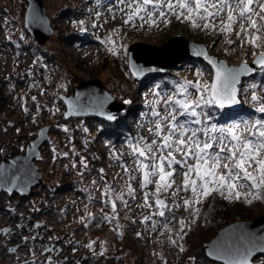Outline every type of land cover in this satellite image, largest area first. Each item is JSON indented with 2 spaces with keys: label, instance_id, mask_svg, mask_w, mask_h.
Returning <instances> with one entry per match:
<instances>
[{
  "label": "rangeland",
  "instance_id": "rangeland-1",
  "mask_svg": "<svg viewBox=\"0 0 264 264\" xmlns=\"http://www.w3.org/2000/svg\"><path fill=\"white\" fill-rule=\"evenodd\" d=\"M42 1L54 29L44 45L25 27L28 1L0 0V164L9 156L25 154L40 131L50 128V140L42 144L41 155L35 158L42 174V183L33 188L35 195L0 196V264H41L47 259L54 264H206L202 260L206 257L204 244L234 222L263 216L264 199L247 203L212 192L186 209L183 200L191 198V193L181 191L173 197L170 189L161 192L159 198L171 212L163 209L165 216L158 215L161 209L152 195L154 185L142 187L139 172L125 173L120 166L132 160L127 142L139 137L151 142L148 121L156 119L150 115L153 108L163 112L162 97L176 93L179 84L186 80L212 83L213 71L201 59H187L165 74L136 81L129 69L128 51L134 43L163 46L183 35L205 45L211 55L229 65L239 66L252 63L264 52V39L259 48L242 43L244 35L237 37L240 22L233 25L231 32L221 33L219 19H215L213 30L194 28L190 22L170 15L165 24L157 14L153 18L158 26L145 24L141 28L137 19L136 27H132L124 23L129 9L118 4V0ZM257 22L260 23L259 18ZM198 71L203 75L198 77ZM95 79L126 105L116 122L110 123L124 119L123 130L117 133L108 131L110 125L99 122V118L65 117L67 107L61 96H74L76 86ZM252 84L258 87L252 89ZM261 86L264 70L259 68L254 77L244 79L240 86L243 107L233 112L208 106L205 112L209 122L227 126L264 119V113L257 112V105L250 99L253 91L264 96ZM121 152L122 161L116 160L113 154ZM82 157L87 168L80 163ZM127 166L135 167L131 163ZM129 175L136 179L129 180ZM181 181L182 177L176 179L173 188ZM128 184L135 189L134 195L128 194ZM106 188L112 190L108 196L103 195ZM145 192L149 193L152 207L143 206ZM118 194L123 195V200L116 199ZM176 204L181 207L176 208ZM170 216L175 219L170 220ZM145 217L150 219L145 221ZM181 219L186 221L182 232L178 223ZM260 261L264 264V257L255 262Z\"/></svg>",
  "mask_w": 264,
  "mask_h": 264
},
{
  "label": "snow or ice",
  "instance_id": "snow-or-ice-1",
  "mask_svg": "<svg viewBox=\"0 0 264 264\" xmlns=\"http://www.w3.org/2000/svg\"><path fill=\"white\" fill-rule=\"evenodd\" d=\"M118 4H123L129 9L125 13L124 23L131 24L132 27H136L137 19L141 22V28L145 24L150 27L158 26L157 20L153 18L157 14L159 20L165 24L169 22L167 17L170 15L182 22H190L194 28L213 30L216 29L215 19H219L221 33L231 32L233 25L240 22L237 37L244 35L242 43L259 48V42L264 39L261 35L264 32V0H118ZM120 11L123 12L124 9L121 8ZM198 20L203 23H198ZM228 43L231 44L232 41ZM109 50L116 54L114 48ZM209 63L216 69L212 83L201 84L199 80L195 83L183 81L176 93L162 97L165 105L163 112L153 108L150 115L156 119L148 121L151 125L148 131L153 137L151 142L145 137L127 142L132 160L122 162L120 166L125 173L139 172L142 187L154 185L155 191L152 195L155 196V204L161 209L158 212L161 217L165 216L163 209H169L171 212V208L159 198V194L170 189L173 197L181 191L191 193V198L183 200V207L186 209L199 204L212 192H218L222 196L227 194L225 198L230 200L244 199L247 203H251L253 199H264V119L218 126L209 122V116L205 112L208 106L223 108L226 103H240L237 99L239 76L253 69H250L246 62L239 69H229L212 60ZM255 63L264 70V52L260 53ZM196 75L199 77L203 74L198 71ZM249 87L256 89L258 85L252 84ZM261 90L264 91V86H261ZM244 92H247V88ZM156 95L159 96L160 93ZM250 99L257 105L256 111L264 113V96L253 91ZM64 131L68 132L69 129L64 128ZM83 131L87 132L88 129L84 128ZM63 155L67 156V153ZM113 155L116 160L122 161L124 154L121 152ZM177 156L180 158L177 159ZM80 163L84 168L88 167L83 157ZM128 163L135 167L130 169ZM176 166H179V172ZM100 171L103 173V169ZM174 177H182L181 184L175 188ZM135 179L136 176L129 175V180ZM92 183L96 184V181ZM126 187L128 194L134 195L135 189L130 184ZM241 189L247 191L242 192ZM111 191L106 188L103 195L108 196ZM148 197L149 193L145 192L144 207H152L148 203ZM116 199L123 200V195L118 194ZM175 207L179 208L181 205L176 204ZM112 210H116L115 201L112 202ZM149 219L150 217H145V221ZM169 219L175 217L170 216ZM178 223L179 231L182 232L186 221L181 219ZM171 242L176 243L175 240ZM88 247L91 248L92 244ZM254 250L255 241L245 253L250 255ZM260 250L264 251V244L260 245Z\"/></svg>",
  "mask_w": 264,
  "mask_h": 264
},
{
  "label": "water",
  "instance_id": "water-1",
  "mask_svg": "<svg viewBox=\"0 0 264 264\" xmlns=\"http://www.w3.org/2000/svg\"><path fill=\"white\" fill-rule=\"evenodd\" d=\"M27 1L29 5L25 27L40 45H44L54 33L49 15L42 0ZM258 57L259 55L252 63L247 64L253 70L239 76L237 99L243 80L257 74L260 67L255 62ZM195 58L210 66L213 77L216 69L209 63L210 60L229 69H239L244 65H229L227 61L211 55L205 45L189 41L183 35L175 36L163 46L134 43L128 51L129 69L136 81L165 74L184 60ZM74 91V96H61L67 107V119L95 117L114 123L118 115L126 110V105L116 100L99 79L83 81ZM242 107L240 101L238 104L226 103L220 109L236 112ZM49 130V127L42 129L36 140L27 147L25 154L9 156L0 164V194L19 195L23 198L35 195L33 188L42 183V174L35 164V158L41 155L42 144L50 140ZM253 241L256 242V250L246 255L245 250L252 247ZM261 244H264V215L255 220L237 221L222 228L211 241L204 244V250L211 261L221 264H263V261L255 262L264 257V251L260 250Z\"/></svg>",
  "mask_w": 264,
  "mask_h": 264
},
{
  "label": "trees",
  "instance_id": "trees-1",
  "mask_svg": "<svg viewBox=\"0 0 264 264\" xmlns=\"http://www.w3.org/2000/svg\"><path fill=\"white\" fill-rule=\"evenodd\" d=\"M124 118H125V117H124ZM123 121H124V119H122V122H120V123L117 122V123H115V124L110 125V123L107 124V122H106L105 124H106L107 126L110 125L108 131L117 133L118 131L123 130V129H122V126H121V123H123ZM99 122H102V120H101V121L99 120ZM107 126H105V127H107ZM109 135L112 136L111 133H110ZM1 195H2V196H5V197H8L6 193H2V194H0V196H1ZM41 241H42V239H41ZM206 257H207V256H206ZM206 257H205V256L202 257V258H203L202 260H203L206 264H220V263L215 262V261L211 262V260H210L208 257H207V258H206ZM20 264H31V262H30V263L23 262V263H20ZM34 264H35V263H34ZM41 264H54V261H53L52 259H47L46 261L41 262Z\"/></svg>",
  "mask_w": 264,
  "mask_h": 264
},
{
  "label": "bare ground",
  "instance_id": "bare-ground-1",
  "mask_svg": "<svg viewBox=\"0 0 264 264\" xmlns=\"http://www.w3.org/2000/svg\"><path fill=\"white\" fill-rule=\"evenodd\" d=\"M124 9H125V7H124ZM203 23V22H202ZM233 46V45H232ZM234 47V46H233ZM233 51L235 52L236 50L235 49H233ZM27 263H30V262H27Z\"/></svg>",
  "mask_w": 264,
  "mask_h": 264
}]
</instances>
